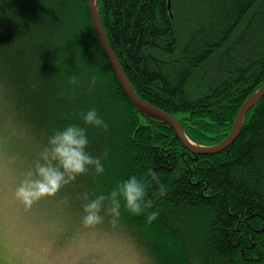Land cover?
<instances>
[{
  "label": "trees",
  "instance_id": "trees-1",
  "mask_svg": "<svg viewBox=\"0 0 264 264\" xmlns=\"http://www.w3.org/2000/svg\"><path fill=\"white\" fill-rule=\"evenodd\" d=\"M96 7L130 85L197 145L222 142L264 84V0H171V7L96 0ZM91 107L108 127L88 128L87 150L105 171L79 175L69 194L83 204L85 193L142 176L151 207L133 214L122 200L119 216L103 215L123 225L152 264H264V96L225 149L193 152L130 98L88 0H0V114L15 134L38 153L52 131L83 124L81 112Z\"/></svg>",
  "mask_w": 264,
  "mask_h": 264
},
{
  "label": "rangeland",
  "instance_id": "rangeland-1",
  "mask_svg": "<svg viewBox=\"0 0 264 264\" xmlns=\"http://www.w3.org/2000/svg\"><path fill=\"white\" fill-rule=\"evenodd\" d=\"M12 127L0 114V264H152L123 225H85L83 204L66 185L30 206L17 198L37 150Z\"/></svg>",
  "mask_w": 264,
  "mask_h": 264
},
{
  "label": "clouds",
  "instance_id": "clouds-1",
  "mask_svg": "<svg viewBox=\"0 0 264 264\" xmlns=\"http://www.w3.org/2000/svg\"><path fill=\"white\" fill-rule=\"evenodd\" d=\"M76 80L75 74L70 77L72 83ZM95 80L96 77H93V84ZM81 119L83 124L68 123L63 128L52 131L31 166L25 170L15 189V196L26 206L41 197L57 193L81 174L90 171L101 174L105 171L101 156H94L87 150L88 128L107 129L108 124L95 107L83 110ZM107 152L105 149L104 156H107ZM152 180L159 185L162 193L165 185L158 174L152 173ZM147 185L146 178L132 174L118 182L108 193L101 192L94 197L85 193L83 223L92 225L102 222L104 212L119 216L122 200L124 207L131 213H144L151 207V201L147 199ZM156 215L157 212L151 211L147 214V219L151 221Z\"/></svg>",
  "mask_w": 264,
  "mask_h": 264
},
{
  "label": "water",
  "instance_id": "water-1",
  "mask_svg": "<svg viewBox=\"0 0 264 264\" xmlns=\"http://www.w3.org/2000/svg\"><path fill=\"white\" fill-rule=\"evenodd\" d=\"M88 2H89V8L92 14V18L94 21L95 29L100 39V42L103 45V48L106 51L107 56L111 61L114 70L119 76L123 87L126 89L130 98L134 101L135 105L138 107L140 111L157 115L161 119H163L166 123L171 125L177 137L182 141L184 146L193 152H198V153L220 152L235 140L241 129L247 111L251 107H253L264 96V84L256 92L250 95L241 105L237 113L231 133L222 142L212 146L197 145L187 137L178 119H176L173 115H171L167 111L143 99L141 96L138 95L135 88L130 85L127 75L106 36L105 30L102 26L100 17L97 12L96 0H88ZM169 7H171V0H169Z\"/></svg>",
  "mask_w": 264,
  "mask_h": 264
}]
</instances>
